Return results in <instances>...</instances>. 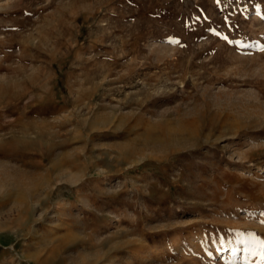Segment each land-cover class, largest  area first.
Here are the masks:
<instances>
[{"label":"rangeland","instance_id":"rangeland-1","mask_svg":"<svg viewBox=\"0 0 264 264\" xmlns=\"http://www.w3.org/2000/svg\"><path fill=\"white\" fill-rule=\"evenodd\" d=\"M264 0H0V264H264Z\"/></svg>","mask_w":264,"mask_h":264},{"label":"snow or ice","instance_id":"snow-or-ice-1","mask_svg":"<svg viewBox=\"0 0 264 264\" xmlns=\"http://www.w3.org/2000/svg\"><path fill=\"white\" fill-rule=\"evenodd\" d=\"M260 50H261V51H264V46H262ZM260 245H261V249H262V250H261L259 253H257V252H253L252 255H259L260 260H261L262 262H264V241H261V242H260Z\"/></svg>","mask_w":264,"mask_h":264}]
</instances>
